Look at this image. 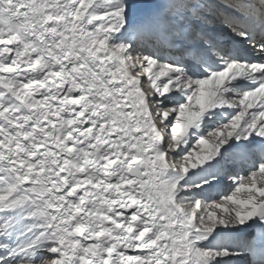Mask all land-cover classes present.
<instances>
[{
    "label": "snow or ice",
    "instance_id": "obj_1",
    "mask_svg": "<svg viewBox=\"0 0 264 264\" xmlns=\"http://www.w3.org/2000/svg\"><path fill=\"white\" fill-rule=\"evenodd\" d=\"M261 182L264 0H0V264H264Z\"/></svg>",
    "mask_w": 264,
    "mask_h": 264
},
{
    "label": "rangeland",
    "instance_id": "obj_2",
    "mask_svg": "<svg viewBox=\"0 0 264 264\" xmlns=\"http://www.w3.org/2000/svg\"><path fill=\"white\" fill-rule=\"evenodd\" d=\"M208 139H214V137H208ZM197 150H199V149H197ZM260 186H262V187H264V182H261V185ZM242 195H244L245 197L248 195L247 193H243Z\"/></svg>",
    "mask_w": 264,
    "mask_h": 264
}]
</instances>
